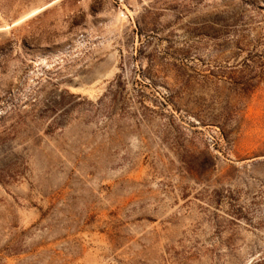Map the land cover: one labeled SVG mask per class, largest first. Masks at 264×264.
I'll use <instances>...</instances> for the list:
<instances>
[{"label": "rangeland", "instance_id": "obj_1", "mask_svg": "<svg viewBox=\"0 0 264 264\" xmlns=\"http://www.w3.org/2000/svg\"><path fill=\"white\" fill-rule=\"evenodd\" d=\"M0 264H264V0H0Z\"/></svg>", "mask_w": 264, "mask_h": 264}]
</instances>
